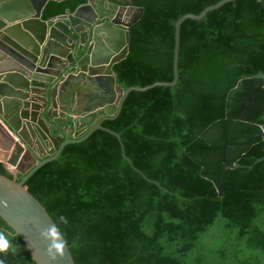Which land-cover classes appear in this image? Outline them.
<instances>
[{
    "label": "trees",
    "instance_id": "obj_1",
    "mask_svg": "<svg viewBox=\"0 0 264 264\" xmlns=\"http://www.w3.org/2000/svg\"><path fill=\"white\" fill-rule=\"evenodd\" d=\"M85 1L50 0L42 17ZM109 1L144 8L127 55L112 67L127 89L171 81L176 20L219 0ZM259 6L233 0L185 19L177 83L130 91L116 118L27 179L75 264H264V136L256 134L264 87L251 99L264 73ZM223 163L236 166L226 169L220 196ZM0 174L23 176L2 162ZM0 232L9 242L5 264H36L1 217Z\"/></svg>",
    "mask_w": 264,
    "mask_h": 264
},
{
    "label": "water",
    "instance_id": "obj_2",
    "mask_svg": "<svg viewBox=\"0 0 264 264\" xmlns=\"http://www.w3.org/2000/svg\"><path fill=\"white\" fill-rule=\"evenodd\" d=\"M50 0H0V121L10 134L7 165L23 174L20 180L0 174V217L19 236L36 264H75L66 243L63 258L51 261L48 248L61 239L41 237L57 229L45 207L25 185L42 165L56 159L65 145L87 139L104 120L118 116L132 90L172 86L178 80L180 27L185 19L199 20L210 10L233 0H219L200 13H185L174 24L173 79L122 88L113 65L125 58L129 28L144 8L109 0H86L74 11L43 18ZM61 1V0H53ZM261 15L264 0H259ZM264 85V73L253 79L252 96ZM111 134L120 135L110 129ZM264 136V125L256 133ZM125 156L124 152L122 153ZM129 160V159H128ZM236 163H223L225 171ZM63 238V236H62ZM64 240V238H63Z\"/></svg>",
    "mask_w": 264,
    "mask_h": 264
},
{
    "label": "clouds",
    "instance_id": "obj_3",
    "mask_svg": "<svg viewBox=\"0 0 264 264\" xmlns=\"http://www.w3.org/2000/svg\"><path fill=\"white\" fill-rule=\"evenodd\" d=\"M61 220H64L66 223V220L64 217H61ZM41 237L46 240L47 238L52 239H61L60 243H56L53 245V247L56 249V253L53 254L51 248H48L46 251V255L51 261H56L58 258H63L64 255V249L66 246L67 241L63 240L62 236L57 235V229L53 228L50 232H41ZM9 249V242L5 238V235L3 232H0V252L6 253ZM0 264H5L4 260L0 259Z\"/></svg>",
    "mask_w": 264,
    "mask_h": 264
},
{
    "label": "crops",
    "instance_id": "obj_4",
    "mask_svg": "<svg viewBox=\"0 0 264 264\" xmlns=\"http://www.w3.org/2000/svg\"><path fill=\"white\" fill-rule=\"evenodd\" d=\"M2 125L3 124L0 121V162H2L10 172H15L13 174H17L15 169L10 165H7L6 163L7 160L11 157L13 146L11 148L7 146V141L8 139H10V136L8 134H10V132L8 133Z\"/></svg>",
    "mask_w": 264,
    "mask_h": 264
},
{
    "label": "flooded vegetation",
    "instance_id": "obj_5",
    "mask_svg": "<svg viewBox=\"0 0 264 264\" xmlns=\"http://www.w3.org/2000/svg\"><path fill=\"white\" fill-rule=\"evenodd\" d=\"M256 77H257V76H256ZM256 77H254V79H255ZM260 87H264V85H262V86H260Z\"/></svg>",
    "mask_w": 264,
    "mask_h": 264
},
{
    "label": "rangeland",
    "instance_id": "obj_6",
    "mask_svg": "<svg viewBox=\"0 0 264 264\" xmlns=\"http://www.w3.org/2000/svg\"><path fill=\"white\" fill-rule=\"evenodd\" d=\"M12 173V172H11ZM13 173H15V172H13Z\"/></svg>",
    "mask_w": 264,
    "mask_h": 264
}]
</instances>
